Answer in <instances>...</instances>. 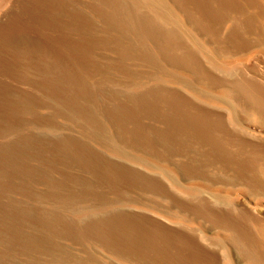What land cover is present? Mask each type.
I'll list each match as a JSON object with an SVG mask.
<instances>
[{
    "label": "rangeland",
    "instance_id": "rangeland-1",
    "mask_svg": "<svg viewBox=\"0 0 264 264\" xmlns=\"http://www.w3.org/2000/svg\"><path fill=\"white\" fill-rule=\"evenodd\" d=\"M60 1H55L53 5L55 3L58 5ZM65 1L69 5L76 0ZM81 1L92 21L73 19L67 24H62V29L61 23L58 20L53 21L50 6L40 3L39 0H0V142L5 144V146L7 145V148L3 151L0 150V217L3 216L0 218V264H122L121 262H117L118 260L114 259L108 253L109 251L98 242L93 241L91 238L82 239L76 228L74 229L73 225H69L71 226L69 227V221L65 223L64 218L77 224V222L87 220L93 221L99 215H109V212L112 210L120 209L122 211L150 216L171 229L178 227L175 221L170 222L168 221L169 219L157 215L151 210L149 211V208L156 206L169 213L172 210L176 212L178 208L176 204H173L175 202L172 203L160 192L158 194V191L153 187H143V185H139V183L137 185L136 183L127 181L125 178L104 176L100 174L101 171L99 170L94 172L95 166L84 162L82 155L79 156V159H82V161L78 160L80 152L77 148L74 147L75 150L73 149L74 151L72 152L70 148L66 146L65 148L64 145L61 146L56 143V139L63 138L64 136H75L77 139L79 137L82 139L84 136L82 134L83 130L89 124L86 129L92 128V130L89 129L91 134L99 138L111 139L123 150L142 156L148 162L159 161L158 163L168 164L167 170L173 173L174 181L178 182V179L179 181H184L187 178L191 179L192 175H194V171L191 170L193 168L192 164L183 165L181 163L183 159L188 158V155H178L177 139L171 136L169 138H162L160 135L158 136L153 133H150L147 137L133 134L137 132L136 127L139 126L137 125L139 121L140 123L143 122V124H153L159 128L164 127L165 123L158 115L155 116L156 114L154 113L155 115H151L150 117L147 113H143L141 115L142 118L137 122L135 115L137 109L136 111L132 110L130 115H133V112L134 115L131 118H126V116H121L118 111L115 112L111 108L117 103L119 91L123 90L130 95H140L145 90L154 86L157 83L156 81H158L157 78H160L161 83L175 90L178 89V73L197 83V80L191 74L192 70L178 67L175 51L171 49L163 50L153 41L144 46L141 39L145 38V32L136 33L134 29L130 28L122 30L117 24L110 23L103 15L101 7L96 6V8L92 0ZM165 1L173 14L175 12V14L180 16L182 29L189 34V38L204 42L209 47L212 45L211 47L219 51V53L231 56L229 58L225 57L228 66L233 67L234 65V68L243 73L247 72V75L251 74L249 70L253 67L259 72L260 76L263 75L264 77V52L256 48H249L248 45H245L244 40L242 41L241 39L245 35L249 38L255 36V28L246 30L244 35L240 34V38L236 36L233 38L237 39L231 38L228 41V37H226L227 29H224L225 24L220 26L221 24L218 21L210 19H206L202 24L196 23V18L187 11L192 7L189 0H185V2L180 0L179 2L177 0ZM74 6L75 3H72L69 9L74 8ZM33 10L35 11L33 12ZM47 13L49 16H47ZM47 19H50L49 23ZM73 21L75 22L73 23ZM26 23L28 25H25ZM47 24L51 25V27ZM217 24H220L221 30L218 29L219 26L215 28ZM208 25L209 28H207ZM44 26L46 31L44 30L45 28L43 29ZM64 29H66L65 32L68 33L69 37L63 31ZM222 29L225 31H222ZM214 30L216 32L219 30L220 33L218 32L215 35L216 32ZM148 36L155 38L153 35ZM45 37L51 38L52 41L61 40L62 43L66 42V39L67 42H70V38L76 42L80 41L78 40L79 38H85V52L91 57L92 61H89L88 58L81 59V61L71 58L63 48H60L59 51V49H56L52 45L46 47L47 50L45 52L47 53H44L46 57L26 51L28 48L23 50L26 40L41 43L42 38ZM220 37L226 38L223 39L224 42L221 39H217ZM61 38L64 39L62 40ZM94 38H99L100 40L95 41ZM114 38H131L134 42L136 41L137 44H140V47L138 45L135 50L124 51L121 54L118 51V42L119 44H123V42L117 39L114 41ZM216 41L222 42H217V45ZM67 42L65 45L68 44ZM91 46L92 48H90ZM53 50L57 51L53 52ZM18 51L21 52L18 53ZM15 54L17 55L15 56ZM11 55L14 57H10ZM58 55L62 58L58 57ZM50 56L55 60H51L52 62L54 61L53 63H49ZM6 61L9 65L8 63L5 65ZM38 61L44 64L39 65ZM55 62L58 63L56 64ZM52 64L53 66L50 69V65ZM73 64L75 66H72ZM55 65L58 67L56 66L54 71L53 67L55 68ZM46 67L50 70L46 69ZM159 67L162 69L161 71H159ZM47 70L51 73H48ZM70 70L76 72L78 76L68 83L64 76H67ZM20 71L21 74L19 73ZM52 71L56 73H52ZM5 72L10 73L6 75L7 73ZM135 72L140 74V77L143 75L140 78L142 84L139 87L128 83L130 80L128 77L132 76ZM189 73L190 75H188ZM49 74L50 76H48ZM20 75L21 77L19 78L15 77ZM25 77L28 78L26 79ZM10 97L12 98L10 99ZM155 97L159 98V96ZM157 99H154L155 102L157 101L155 104L161 106L162 99ZM138 104L140 109L138 108L139 111L137 113L146 107L144 103V105L142 103ZM147 108L143 110L148 111L149 108L148 110ZM87 116L90 118H87ZM251 125H248L249 128H258H255L257 131L255 133L261 132L262 139L264 140V126L262 129V127L256 125H253V127ZM126 126L132 127L135 130L130 132ZM39 136H43L44 138ZM96 141L98 140L91 141L92 147L109 156L110 152L108 148L101 142ZM112 159L118 160L114 157ZM82 164L88 165L85 167ZM217 166H220V168L223 166V169L219 168L221 170L220 173L226 176L220 173H218L219 176L215 174L220 171L216 170L218 169L217 167L216 169H210L212 173L217 171L213 174L214 177L221 176V180L225 177H230L233 180L229 181L230 185L237 182L235 185H231V187L229 185V188L225 189V192L230 197H237V204L239 203L237 207L251 208L250 210L255 215H258V217H262L261 220L263 221L264 193L262 192L264 190V183L259 181L258 184L255 181L247 180L245 171V174H243L244 172L240 171V168L236 169L232 165H226L222 160L217 162ZM83 167L89 168L88 172ZM138 168L140 170L143 169L142 167ZM70 175L74 177L73 180L72 178H70L71 180L69 179ZM77 175L80 178L76 177ZM237 176L239 178H236ZM83 177L91 182L93 181L92 183L90 182L92 184L91 190L86 189L88 190V194L90 193L89 196L86 195L85 189L81 191L82 188L78 185ZM78 180L79 182H76ZM160 196L165 198L162 199ZM86 198L88 201H86ZM104 198H107L111 203V205L109 203L111 206H108L110 207L109 209L104 208V205L101 203V200ZM66 199L68 200L67 202L65 201ZM255 204L256 208H253L252 206ZM20 209H26L27 211ZM188 228L194 229V227ZM234 250L232 248V253L236 255L238 264H251L247 260L239 258L237 250Z\"/></svg>",
    "mask_w": 264,
    "mask_h": 264
},
{
    "label": "bare ground",
    "instance_id": "bare-ground-1",
    "mask_svg": "<svg viewBox=\"0 0 264 264\" xmlns=\"http://www.w3.org/2000/svg\"><path fill=\"white\" fill-rule=\"evenodd\" d=\"M39 1L44 5L50 6L49 8L52 13L51 17L53 21L58 20L59 23H61V28L62 24H67L73 19H83L88 22L92 21L90 15L87 13L88 11H85V6L82 4L81 0L72 2L73 4L75 3V6L71 9H69V7L72 3L68 5L65 0H61L58 5L56 3L53 5L54 2H58V0ZM180 1L185 2V0ZM189 1L191 2L192 7H188L190 10L187 11L190 15H193L194 18H196V23L202 24L206 19H210L214 21L216 20L221 24L215 25V28L219 25L223 26V24H225L226 27L224 26V29H227L226 37H228V41L231 38L237 39L233 37H239L240 34L244 35L246 30L250 28H255V36L249 38L247 35H245L246 37L242 35L243 37H241V39L242 41L244 40L246 43L245 45H248L249 48H256L257 50H262V52H264V0ZM92 2L95 7H101L100 9L102 10L103 15L108 21H110V23L117 24L122 30L130 28L132 30L134 29L136 33L145 32V38L143 37L141 39L144 46H147L149 42L153 41L163 50H173L175 51V57L178 60V67L181 69L192 70L191 74H193L197 83H194V81L187 79L184 75L178 73V80L176 79L178 81V89L175 90L173 88V90L171 89L172 87L164 85L161 83L162 81L160 82V78H157L159 82L156 81L157 83H155L154 86L145 90L140 95H130L123 90L119 91L117 94V103L111 108L114 109L115 112L118 111L121 116L131 118L134 115V112L132 113L133 115H130L132 110L136 111L137 109V111H139L138 103H144L149 110L147 108L148 111H144L143 109L146 108L144 106L145 108L142 109L143 111L141 110L139 113L136 111L135 115L137 122L142 118L141 115L143 113H147L150 117L151 115L154 116L156 114L155 116L158 115L165 123V126L159 128L150 123L143 124V122H141V124L139 121L137 123L139 126L136 127L137 132L133 134L147 137L150 133H153L158 136L160 135L162 138H169V136H171L172 138L177 139L178 155H188V158L186 157L185 160L183 159L181 163L183 165L192 164L193 168L191 170L194 171V175H192L191 179L187 178L184 181H179L178 179V182L174 181L172 176L173 173L167 170L168 164L158 163L159 161L148 162L142 156L129 153L116 145L111 139L104 137L99 138L91 134L90 130H92V128H89L90 130L86 129L88 128V124L83 130L82 134H84V136L82 139H80V137L77 139L75 136V138L73 136H64L63 138L56 139V143L70 148L72 152L75 150L74 147L77 148L80 152V154H78V151L76 150L78 160L82 161V159H79V156L82 155L84 162L95 166L94 172L99 170L101 171L100 174L104 176L125 178L132 183H139V185H143V187H153L158 191V194L161 193L172 203L175 202L173 204H176V207L178 208L176 212L172 210L169 213L156 206L149 208V211L151 210L157 215L169 219L168 221L170 222L175 221V223L178 224V227L171 229L150 216L122 211L120 209L112 210L109 212V215H99L93 219V221L87 220L77 222V224L64 218L65 223L69 221V223L67 222L68 226L73 225V228H76L82 239L91 238L93 241L98 242L109 251L107 252L110 253L114 259L118 260L117 262H121L122 264H238L239 262L237 263L236 261V255L232 253V248L237 250V254H239L237 256H239V258L241 257L247 260L248 263L264 264V220L262 221V217L255 215L254 212L250 210L251 208L237 207L239 204H237L236 201L237 197L234 196V198H236L234 199L233 196H231V198L229 194L225 192V189L229 188V181L232 179L230 177V179L225 177L223 179L225 181H223L221 180V176H216L217 178L214 177L213 174L217 171L213 170L215 172L212 173L210 170L214 168L216 169L218 167L217 162L222 160L226 165H232L236 169L240 168L239 170L242 172L245 171L247 180L249 179L250 181H255L257 183L261 181V183H264L263 136L261 132L255 133L258 128L255 127L256 129L254 128V130L250 129L248 126L249 124H252L251 126L256 125L262 127V129L264 126L263 75L260 76L258 74L259 72L253 67L250 68L249 71L251 74L249 75H247V72V74L240 72L234 68V65L233 67L227 65L225 60L231 56H228L225 53H219V51H216V49L211 47L212 45L209 47V45L204 42L189 38V34L182 29L183 26L180 16L175 14V12L173 14L165 0H92ZM177 2H179V0H177ZM40 6L42 7V5ZM34 11L35 10H33V12ZM47 16H49V14ZM39 21L41 22L40 18ZM74 22L75 21H73V23ZM25 25H28V23ZM49 26L51 27V25ZM198 26L200 27L199 24ZM220 26L218 27L219 30L222 28ZM70 28H72V26H70ZM207 28H209V25ZM224 29H222V31H225ZM44 30L46 31V28ZM219 30L218 32L220 33ZM63 31L65 32L66 29ZM47 32L49 33V31ZM214 32L216 31L214 30ZM218 32H216L215 35L218 34ZM79 33L82 34L81 32ZM66 35L68 36V33ZM148 35H153L155 38ZM224 38L220 37L217 39H221L224 42ZM61 39L63 40L64 38ZM94 39L95 41L100 40L99 38ZM101 39L103 40V38ZM114 39V41L117 39L118 41L123 42V44H119L118 42L119 48L117 45V48L119 49L117 50L121 54H123L124 51L135 50L138 45L140 47V44H137L136 41L134 42L131 38ZM78 40L80 41L76 42L70 38V42H67L66 39L68 44L65 45L66 42L62 43L61 40L52 41L51 38L45 37L42 38L41 43L26 40L24 43L25 46L22 48L23 50L28 48L26 51L45 56L44 53H47L45 52L47 50L46 47L52 45L56 49H59V51L60 48H63L71 58H76L79 61L88 58L89 61H92L91 57L85 52V38H79ZM217 42L218 41H216V43ZM221 42L219 41L218 43ZM90 48H92V46ZM54 51L57 50H53V52ZM20 52L21 51H18V53ZM13 55L10 57H14ZM16 55L17 54H15V56ZM58 57L61 56L58 55ZM51 60H54V58H51L50 61ZM50 61L49 63H53L55 60L53 62ZM7 63L8 62L6 61L5 65ZM45 63L47 64L46 61ZM40 64L44 63H41L40 61L39 65ZM52 66L53 64L50 65V69ZM56 66L57 65H55V68L53 67V70L56 69ZM72 66L75 65L73 64ZM5 69L7 68L5 67ZM46 69L50 70L47 67ZM158 69L159 71L162 70L160 67ZM54 71H52V73ZM5 73L8 75L10 72ZM19 73L21 74V71ZM48 73L51 72L48 71ZM12 75L14 76V74ZM139 75L140 74L136 72L132 76L130 75L128 77L130 82L128 81V83H132V85L138 87L141 86L142 83L140 82V78L143 75H141V77ZM188 75H190V73ZM45 76L47 77V75ZM48 76H50V74ZM77 76L78 74L76 72L70 70V73L64 77L66 82L69 83ZM15 77L19 78L21 75ZM42 77L44 76L42 75ZM155 96H159V98L162 99V103L158 102L161 103V106L155 104L157 102H155V100L158 98ZM11 98L12 97H10V99ZM88 116L87 118H90ZM127 129L130 132L135 130L129 126ZM92 140H98L96 142L104 144L110 152L109 156L92 147ZM6 146L0 142V150L3 151L7 148ZM75 153H73V155H75ZM159 154L161 153L159 152ZM113 157L118 160L116 161V159H112ZM216 160L219 161L216 162ZM88 164L82 165H85L86 167ZM138 167H142L144 170H140ZM219 168L220 166L216 170L221 169ZM85 169L86 168H84V170ZM88 170L89 168L86 169L87 172ZM220 172L221 170L215 174L219 176L218 173ZM245 172L243 174H245ZM234 175L236 176V174ZM239 176L236 178H239ZM76 177L79 176L77 175ZM70 178H72V180L74 179L71 175L69 176V179ZM84 179L85 178L83 177L80 182L79 180L76 182H79L78 185L81 186V191L85 189L87 192L88 190L86 189L91 190L92 184H90V180ZM236 183L237 182H235V184ZM235 184L232 183L231 185ZM262 193H264V190ZM89 194L88 192L86 193L87 196H89ZM160 198L164 199L161 196ZM65 201L67 202L68 200L66 199ZM86 201H88L87 198ZM101 201L104 208L109 209L111 207V203L107 198H104ZM71 206L69 207L71 208ZM252 207L256 208V204ZM20 210L27 211L28 208L27 210ZM188 227H194V229Z\"/></svg>",
    "mask_w": 264,
    "mask_h": 264
}]
</instances>
